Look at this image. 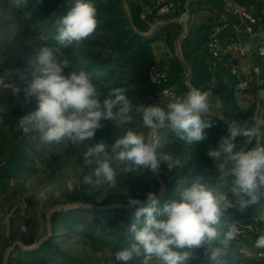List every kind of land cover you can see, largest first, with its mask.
Masks as SVG:
<instances>
[{
    "label": "clouds",
    "instance_id": "obj_1",
    "mask_svg": "<svg viewBox=\"0 0 264 264\" xmlns=\"http://www.w3.org/2000/svg\"><path fill=\"white\" fill-rule=\"evenodd\" d=\"M27 2L13 0L17 8ZM99 23L92 0H74L66 14L56 19L54 39L65 47L79 44L92 36ZM46 39L40 37L41 41ZM29 65L31 79L20 76L26 86L21 89L11 85L14 95L22 90L26 102L33 98L37 102L36 110L20 119L21 126L37 133L44 144L67 142L78 147L89 142L80 156L85 166L95 167L92 175L83 177V183L97 188L117 187L118 177L138 174L141 168L159 173L162 164L169 170L182 167L186 161L162 150L165 142L161 129L171 130L191 145L205 140L204 130L213 126L205 119L211 109V91L192 87L171 99L166 107L133 103L123 87L111 88L102 95L84 70L65 74L70 61L58 47L47 43L39 44ZM134 113L139 115L144 130L127 127L133 124ZM102 121H112L121 129L122 134L113 144L95 142L97 130L104 127ZM226 123L227 135L220 137L207 155L219 162L221 172L227 168L231 187L197 178L187 186H179L178 198L165 203L162 209L154 192H148L143 201L129 198L128 205L137 207L135 220L126 229L131 242L115 253L119 264H129L141 256L156 258L162 264H187L198 249L204 250L209 264H227L225 258L239 228L237 223L225 227L222 217L228 209L243 212L264 197V145L256 144L246 151L243 146L237 147L236 139L243 137L244 144L255 140L264 128V116H253L251 124L248 120ZM257 220L264 222V215ZM255 247L264 249V230L255 240Z\"/></svg>",
    "mask_w": 264,
    "mask_h": 264
},
{
    "label": "rangeland",
    "instance_id": "obj_2",
    "mask_svg": "<svg viewBox=\"0 0 264 264\" xmlns=\"http://www.w3.org/2000/svg\"><path fill=\"white\" fill-rule=\"evenodd\" d=\"M38 10V5H35L31 12H24L20 10V7L14 6L13 0H0V264H8V251L9 255L15 251L14 255L22 258L25 251L40 247L45 241L71 254L77 261L76 263L65 262L48 249L45 251V256L51 264H119L115 260L117 251L92 240L81 230L67 228L64 226V220L57 225L54 214L65 209L83 207L79 206L78 202L99 206L98 208L85 207L89 209L119 208L121 204H128L129 198L145 200L146 194L150 191L159 196L160 203L167 189L162 192L156 176L151 170L145 168H141L138 174L118 177L117 187L103 185L97 188L85 184L83 177L92 175L95 167L94 164L85 166L80 156L89 142L78 147L67 142L44 144L37 133L21 126L20 119L35 111L37 102L34 98L26 102L22 90L18 95H14L11 85L14 84L23 89L26 84L20 76L26 75L28 79H31L29 61L35 56L40 43L58 47L63 57L70 61V69H65V74L73 70L86 72V61L82 57L79 46L72 54L66 53L49 36L42 35L36 30L33 18H38ZM130 11V5L127 2L124 12L128 16L130 14L129 17L132 19L133 15ZM198 12L199 7L191 12L187 21L189 25H191L193 14ZM200 14L203 13L196 16L199 20L193 24V30L180 24L174 26L173 32L168 34L174 57V62L171 63L173 70L170 71L172 84L175 82H182L184 86H187V83L190 84V77H186L192 65L190 56L195 45H202L208 40L211 28L214 26L208 24L205 16ZM41 36L47 39L41 41ZM193 39L195 43L192 42ZM202 53L206 54V51L202 50L201 55ZM129 73L123 69L118 71L120 77H128ZM94 77L95 84L102 95H106L111 88L115 87V84L99 76ZM125 90L133 103L149 105L148 86H136L129 82ZM170 100L171 98L163 99L159 104L166 107ZM262 102L263 99L259 108L262 107ZM133 116V124L127 127L144 130L141 127L139 115L134 113ZM102 123L104 127L97 130L95 142L103 141L113 144L122 134L121 129L112 121H102ZM261 131L262 128L260 133ZM19 146L23 148L28 157V164L32 168L11 177L4 176L2 173L10 152ZM164 166V164L161 165L159 172L168 174ZM215 177L216 181L212 183H217L218 180V182L226 183V187L230 188L227 175L223 172L219 171L211 179ZM183 179L177 178L173 184L174 191H177ZM247 210L241 212L237 209H228L223 217L231 215L238 223H248L247 221H251L253 217ZM87 213L83 215L90 214ZM75 224L79 225L76 222ZM28 237L35 239V242L31 244L32 248L24 243L23 239ZM255 238V235L247 230L237 236L229 251L238 253L240 249L251 248ZM18 242L22 245H16ZM153 259L143 256L134 257L129 264H162L154 262ZM248 259L242 256L237 264H249Z\"/></svg>",
    "mask_w": 264,
    "mask_h": 264
},
{
    "label": "trees",
    "instance_id": "obj_3",
    "mask_svg": "<svg viewBox=\"0 0 264 264\" xmlns=\"http://www.w3.org/2000/svg\"><path fill=\"white\" fill-rule=\"evenodd\" d=\"M239 3H248L254 0H236ZM98 10V19L100 21L96 31L87 40L70 46H61L66 52L72 54L79 46L83 59L86 61V72L90 75L92 82L95 84V77L99 76L105 81L115 84V87H128V83L136 86L146 85L149 94L154 91V85L149 82L147 70L152 63H155L153 55L152 43L155 38L147 37L142 34L143 28L146 26L144 21L138 20L133 15L132 19L124 12L123 0H92ZM74 0H28L25 6L20 7L24 12H31L35 5H38V18H33L36 30L45 36H49L56 44L54 39L56 35L55 21L58 17L66 14ZM133 11L139 9L138 5L133 3ZM55 13V14H54ZM151 16V15H149ZM154 16V15H153ZM149 19H153L150 17ZM138 26V27H137ZM119 69L130 72L128 77H120ZM233 78V76L231 75ZM234 79V78H233ZM232 80V79H231ZM235 84V80H234ZM187 89V86H184ZM217 93L225 103L227 114L233 120H238L241 116V108L237 104L235 93L231 82L223 79L218 81ZM162 101V100H161ZM206 139L200 142H193L191 145L185 144L175 133L169 129H161L160 136L165 142L163 151H170L175 156L186 161L177 170H168V174L161 172L165 183L166 193L158 207L163 208L165 203L178 198L174 191V182L177 178L192 177L194 180L200 178L202 182L212 183L216 181V176L220 171L214 163V159L210 158L207 153L210 149L217 146L219 138L227 135V124L222 126H212L204 130ZM28 164V157L22 147L13 148L10 152L6 164L3 169V175L11 177L18 172L31 170ZM192 182V181H191ZM218 182V180H217ZM190 182L187 183V185ZM228 186L231 187L232 178L227 176ZM186 185V186H187ZM231 197V193H229ZM137 206L119 207L106 209H89L79 207L75 209H65L54 214L57 225L64 220V226L71 230H81L92 240L109 246L114 251H119L130 244L131 234L127 233V227L134 222V213ZM249 214L253 217L252 234L257 238L261 230H264V222H259L258 217L264 215V197H261L258 203L247 208ZM90 213L84 216V213ZM87 213V214H88ZM227 214V213H226ZM163 216H157V219H163ZM143 216L140 218L143 223ZM225 221L235 220L231 215H226L222 219ZM78 223L79 225L75 224ZM123 223L124 227L121 226ZM246 224V223H243ZM56 225V226H57ZM81 226V228H79ZM26 245L35 242L33 237L24 238ZM52 250L55 255L65 262H77L69 253L59 250L49 241H45L40 247L25 251L22 258L14 255L15 251L9 255L8 264H51L45 256V251ZM264 250V249H263ZM242 255L229 251L225 258L227 264H237L241 260ZM249 264H264V255L258 257L253 255L247 257ZM154 262H159L154 258ZM130 263V262H129ZM187 264H209L207 257L204 255L203 249L195 251L194 257Z\"/></svg>",
    "mask_w": 264,
    "mask_h": 264
},
{
    "label": "crops",
    "instance_id": "obj_4",
    "mask_svg": "<svg viewBox=\"0 0 264 264\" xmlns=\"http://www.w3.org/2000/svg\"><path fill=\"white\" fill-rule=\"evenodd\" d=\"M155 1L156 0H123V4L125 7L128 2L131 8L130 12H132V14H134L138 20L144 21L146 28L142 31V34L147 37L155 38L152 43L155 63L166 69L170 74V71L173 70L171 63L174 62V57L169 44L168 34L173 32L174 26L184 24L185 28L189 27L193 30V24L199 20L196 18V16L199 13H203L200 15L205 16L207 19L206 22L208 24L214 25L211 28L212 33L214 28L222 23L223 16L225 15L224 4L223 0H174L180 6V11L187 8L190 15L196 7H199L198 14H193L191 25H189L180 17L179 13L174 15L169 14L165 16H157L155 12ZM254 2L257 4L259 16V26L256 36L253 39H248L242 30L237 33L233 25L234 22H237V20L233 17L231 20V25L227 27L222 33V41L220 45L221 56L217 59L214 58L207 48L206 41L202 45H195L192 55L190 56L192 59V65L186 76L190 77V84L187 83V89H185L182 82H175L176 84H173L176 90L175 95L172 96L171 99L177 95L185 94L192 87L201 88L204 91H211V109L205 119L211 120L212 125L214 126H222V123L224 122L221 119L222 115H224L230 121L233 120L228 116L225 109V103L217 93L219 79H223L226 82H231L237 104L241 108V116L236 121L243 122L248 120L251 124L253 116H264V97L261 108L258 107L256 100L257 90L264 89V73L261 77L256 78L252 72L253 62L238 56L233 44L237 37H241V39L245 41L248 49L254 54L258 44L260 43V31L264 29V0H254ZM133 3L138 5L139 9L133 11L131 6ZM150 17H153V19H149ZM192 42L195 43V39H193ZM202 50H205L206 54H203L205 53L203 52L201 55ZM230 56L237 57V59L240 60L243 71L251 78L253 87L249 91H236L234 79L231 77L225 64V59ZM215 120L218 121L217 124H214ZM243 140V137H237L236 144L238 148L241 146L245 147L247 145L243 143ZM256 144L264 145V128H262L261 133L256 137V139L253 140L248 150L256 147ZM214 163L219 169V162L214 160ZM223 173L226 175L227 168L224 169ZM191 181H194L192 177H185L179 186H186L187 183ZM223 223L224 222L222 221V224Z\"/></svg>",
    "mask_w": 264,
    "mask_h": 264
},
{
    "label": "built area",
    "instance_id": "obj_5",
    "mask_svg": "<svg viewBox=\"0 0 264 264\" xmlns=\"http://www.w3.org/2000/svg\"><path fill=\"white\" fill-rule=\"evenodd\" d=\"M225 15L223 16L222 23L216 26L213 32L210 34L208 40L206 41L207 48L211 52L214 58H219L221 56V41L223 31L231 25V20L234 17L237 22H234V28L236 32L243 31L248 39H253L258 31L259 26V16L257 4L253 1L248 3H239L236 0H223ZM155 12L157 16H165L169 14H180V17L186 22L189 21L190 13L187 8L180 11V6L174 0H156L155 1ZM238 35V34H237ZM260 43L258 44L254 54L248 49L245 41L241 37H237L234 44L235 51L238 56L243 59L252 61V72L256 78H259L264 73V29L260 31ZM225 64L230 75L233 76L235 80V89L237 92H247L251 89L252 80L243 71L242 64L237 57H227L225 59ZM147 76L149 82L154 85V91L148 95L149 104L160 103L161 100L166 98H171L175 95V87L171 83V76L167 70L160 67L156 63H152L148 70ZM264 97V89L257 90L256 100L257 105L261 104V100ZM217 120L214 124H217ZM165 165V164H164ZM168 169V167L165 165ZM180 167L171 169L177 170ZM169 170V169H168ZM237 223L239 228L238 235L249 230L252 231L253 223H238L236 221H225L223 225L226 227L229 224ZM252 241L251 248L240 249L239 253L245 257H251L256 255L261 257L264 255L263 249H258L255 247V240Z\"/></svg>",
    "mask_w": 264,
    "mask_h": 264
},
{
    "label": "water",
    "instance_id": "obj_6",
    "mask_svg": "<svg viewBox=\"0 0 264 264\" xmlns=\"http://www.w3.org/2000/svg\"><path fill=\"white\" fill-rule=\"evenodd\" d=\"M188 26H189V25H188ZM221 119H222V121H224L225 123H226V121H230V120L227 119L224 115L221 116ZM252 142H253V141H252ZM252 142L249 143V144H247V145L244 147V150H248V148L250 147V145L252 144ZM153 174L156 176V178L158 179V182L160 183L161 191L164 192L165 189H166V183H165V180H164L162 174H161L160 172H159V173H153ZM78 205H79V206H83V207H91V208H98V207H99V206L96 205V204H89V203H84V202H78ZM118 207H130V206H129L128 204H121V205H119ZM132 207H133V206H132ZM16 245H22V243H21V242H18ZM28 247H29V248H32L33 245H29ZM7 257H9V251H8V253H7Z\"/></svg>",
    "mask_w": 264,
    "mask_h": 264
}]
</instances>
